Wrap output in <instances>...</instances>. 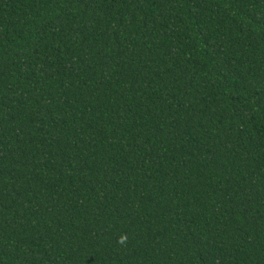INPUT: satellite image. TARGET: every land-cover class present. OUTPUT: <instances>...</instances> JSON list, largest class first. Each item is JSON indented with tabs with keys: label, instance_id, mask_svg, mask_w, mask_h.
<instances>
[{
	"label": "trees",
	"instance_id": "16d2710c",
	"mask_svg": "<svg viewBox=\"0 0 264 264\" xmlns=\"http://www.w3.org/2000/svg\"><path fill=\"white\" fill-rule=\"evenodd\" d=\"M0 264H264V0H0Z\"/></svg>",
	"mask_w": 264,
	"mask_h": 264
},
{
	"label": "clouds",
	"instance_id": "9594fccd",
	"mask_svg": "<svg viewBox=\"0 0 264 264\" xmlns=\"http://www.w3.org/2000/svg\"><path fill=\"white\" fill-rule=\"evenodd\" d=\"M126 240H127L126 235H122V236L119 238L118 242H119V243H125Z\"/></svg>",
	"mask_w": 264,
	"mask_h": 264
}]
</instances>
